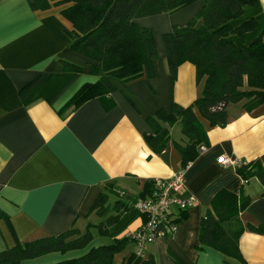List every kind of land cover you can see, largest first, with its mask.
<instances>
[{
	"label": "crops",
	"instance_id": "obj_1",
	"mask_svg": "<svg viewBox=\"0 0 264 264\" xmlns=\"http://www.w3.org/2000/svg\"><path fill=\"white\" fill-rule=\"evenodd\" d=\"M33 1L0 0V208L14 230L0 219V250L14 246L17 239L56 235L73 226L85 230L99 222L91 209L104 183L115 180L119 188L140 194L148 182L183 169L176 146L185 143L180 124L170 128L171 140L161 153L153 151L144 135L152 132L148 119L159 109L170 110L173 102L188 106L202 91L196 68L189 62L178 68L173 81L162 38L174 24L187 22L200 10L203 2L196 1L176 12L137 19L155 33L159 48L155 77L130 82L113 78L118 90L69 113L65 108L69 100L99 77L91 73V60L71 49L73 24L61 12L68 3L51 0L50 8L35 9ZM250 19L256 21L253 30L228 36L238 47L264 34V0L245 5L231 24L236 27ZM63 61L83 66V71H68ZM228 113L223 126H211L201 117L210 144L186 167L183 192L197 202L184 211L172 208L174 232L150 244L145 256L136 253L130 240L114 264H140L150 255L159 264H239L202 246L201 222L216 194L227 189L252 197L241 213L246 226L264 225L260 180L253 177L244 183L236 166L219 163V158L230 156L260 160L264 166V103L250 112L241 103L231 104ZM143 222L133 207L121 214L109 234L96 235L87 248L51 252L23 264L79 257L92 247L126 237ZM240 249L248 264H264V233L246 229Z\"/></svg>",
	"mask_w": 264,
	"mask_h": 264
},
{
	"label": "trees",
	"instance_id": "obj_2",
	"mask_svg": "<svg viewBox=\"0 0 264 264\" xmlns=\"http://www.w3.org/2000/svg\"><path fill=\"white\" fill-rule=\"evenodd\" d=\"M196 1L203 2L200 10L187 22L174 24L162 38L173 81L178 68L189 62L196 68L202 91L188 106L173 102L170 110L162 108L149 117L152 132L144 135L147 144L156 153L163 152L171 140L170 128L180 124L185 143L176 142V146L186 168L210 144L201 117L211 126H223L228 122L231 104L241 103L249 112L262 105L264 34L243 47L228 39L231 34H243L256 27L255 19L236 27L231 24L232 19L243 14L245 5L255 0H62L59 4L68 5L61 12L73 24L71 49L91 60V73L99 77L95 82L85 83L74 94L65 107L68 112L92 98H104L118 90L113 78L130 82L140 77H155L159 58L155 33L137 19L176 12ZM51 4V0L32 2L35 9H47ZM63 64L68 71H83V66L73 62L63 61ZM237 171L244 183L256 177L264 187V166L260 160L238 166ZM146 186L150 190L145 188L142 193L134 194L119 188L115 180L104 183L91 209L100 217L99 222L88 224L85 230L73 226L56 235L26 241L17 239L14 246L0 250V264H23L25 260L51 252L87 248L96 235L109 234L121 214L132 209L140 197H149V193L154 196L155 180ZM251 200L244 192L237 194L227 189L218 192L202 218V246L219 250L228 261L248 264L240 249L241 235L246 229L264 233L263 224L246 226L241 219L242 211ZM0 219H5L12 229L9 215L1 208ZM130 240L128 236L116 238L111 243L90 248L79 257L50 264H114L116 254ZM140 264L159 263L150 255Z\"/></svg>",
	"mask_w": 264,
	"mask_h": 264
},
{
	"label": "built area",
	"instance_id": "obj_3",
	"mask_svg": "<svg viewBox=\"0 0 264 264\" xmlns=\"http://www.w3.org/2000/svg\"><path fill=\"white\" fill-rule=\"evenodd\" d=\"M219 163L238 167L247 164L248 161L243 158L223 156L219 158ZM185 175L186 168H183L170 178H157L154 196L140 197L134 203V208L143 215L144 222L127 236L135 243L136 253L140 256H145V251L150 244L174 232L176 223L171 217L173 207L184 211L197 202L195 196L183 194L186 185Z\"/></svg>",
	"mask_w": 264,
	"mask_h": 264
}]
</instances>
